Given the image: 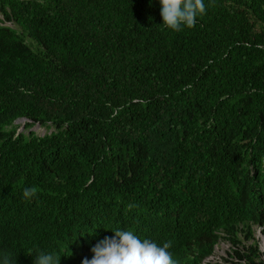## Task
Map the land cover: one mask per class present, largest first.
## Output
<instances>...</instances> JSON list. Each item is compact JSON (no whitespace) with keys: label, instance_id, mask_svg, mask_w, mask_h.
I'll return each instance as SVG.
<instances>
[{"label":"trees","instance_id":"16d2710c","mask_svg":"<svg viewBox=\"0 0 264 264\" xmlns=\"http://www.w3.org/2000/svg\"><path fill=\"white\" fill-rule=\"evenodd\" d=\"M205 4L174 32L158 0H0V253L82 264L122 228L264 264V0Z\"/></svg>","mask_w":264,"mask_h":264},{"label":"clouds","instance_id":"9594fccd","mask_svg":"<svg viewBox=\"0 0 264 264\" xmlns=\"http://www.w3.org/2000/svg\"><path fill=\"white\" fill-rule=\"evenodd\" d=\"M158 2L161 6L162 26L174 32L195 27L198 18L207 11L205 0H158ZM20 120L28 121L26 118H20L16 123L19 124ZM37 195L35 187H25L22 191V197L27 202H31ZM111 231L114 232V236L98 241L91 249L92 258H85L82 264H177L170 251V242L161 245L155 242L154 238H142L135 231L122 228ZM35 253L34 261L21 264H60L62 255H58L56 251L37 249ZM0 264H16V255L10 252L0 253Z\"/></svg>","mask_w":264,"mask_h":264},{"label":"rangeland","instance_id":"374dc122","mask_svg":"<svg viewBox=\"0 0 264 264\" xmlns=\"http://www.w3.org/2000/svg\"><path fill=\"white\" fill-rule=\"evenodd\" d=\"M1 17V15H0ZM28 41L31 44H34L32 40L28 39ZM26 120H20L18 123L20 126V129L25 128V123ZM31 130L35 131L38 135H45L47 133H50L54 130V128H47V127H42L40 125H35L31 128ZM256 238L260 239V245H261V250L264 251V235L261 232V228H256ZM240 239L242 240V243L246 244L247 246L251 245L253 243L252 238H246L244 234L240 235ZM242 246L237 244H233L231 241L228 240H221L215 247V251L213 255L210 257L206 258L203 264H235L237 263H242L246 264L243 262L239 257H237L235 250L241 249Z\"/></svg>","mask_w":264,"mask_h":264}]
</instances>
